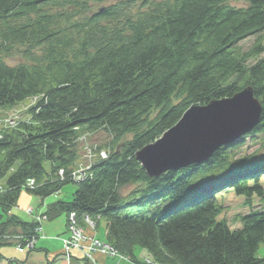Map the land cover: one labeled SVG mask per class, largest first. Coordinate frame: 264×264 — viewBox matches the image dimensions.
I'll use <instances>...</instances> for the list:
<instances>
[{
  "label": "trees",
  "instance_id": "16d2710c",
  "mask_svg": "<svg viewBox=\"0 0 264 264\" xmlns=\"http://www.w3.org/2000/svg\"><path fill=\"white\" fill-rule=\"evenodd\" d=\"M227 1L0 0V110L35 98L29 121L0 132L2 211L23 189L45 198L70 182L80 133L108 131L106 156L90 162L91 175L70 201L47 206L48 217L64 210L78 220L104 218L106 239L119 252L133 256L139 245L164 264H264L257 256L264 210L241 215L237 228L218 217L221 193L264 196V156L231 160L236 141L205 162L152 177L135 156L193 104L245 86L262 112L241 139L264 134V0ZM253 35L250 49H236ZM19 54L24 60L14 65L3 59ZM131 183L138 186L122 195ZM11 215L0 232L33 233L31 222Z\"/></svg>",
  "mask_w": 264,
  "mask_h": 264
},
{
  "label": "rangeland",
  "instance_id": "374dc122",
  "mask_svg": "<svg viewBox=\"0 0 264 264\" xmlns=\"http://www.w3.org/2000/svg\"><path fill=\"white\" fill-rule=\"evenodd\" d=\"M107 1H103L102 3H106ZM102 3H94L92 9L98 8ZM228 4H231L236 7L246 6L247 2L244 0H228ZM255 35L249 36L247 38L242 39L237 44L238 51H245L250 49L253 46V43L255 42ZM264 44V42H263ZM264 56V52L262 53ZM4 61L7 64L14 65L19 63V61H23L24 58L19 55H12L8 57L3 58ZM35 98L31 100H23L21 104L14 105L13 107H10L8 109H2L0 110V132L4 130L11 131L10 129L16 126L19 123H22L24 121H29L27 110L34 104ZM206 105V104H204ZM162 136V135H161ZM79 143L78 148L80 152L79 161L74 167L72 173H70L68 176L70 182H67V184H64L61 188H59L55 193L50 194L46 196L44 199H41L38 196H34L26 191V189H23L20 194L28 193L31 195V200L28 205H26L23 209H20L18 204V199L16 200L14 206L12 207L11 211L3 212L0 207V222L6 221L11 215V213H14L18 215L23 220H26L29 218V221L34 225L33 233L25 234L23 230L21 229V226H17L18 230L16 232H12L9 234L7 231H10L13 227L9 228L8 230L0 232V240L6 239L5 245H0V264H18L17 262L23 263V264H29L30 260H25V254L21 255L19 249H25L27 252V249H32L35 246V243L37 241H40L41 239L44 240H51L54 242H57L55 238H53L51 235H45L44 226H46L45 223H49L48 220V214H45V211L47 210V204L50 202L56 201L57 199H62L65 202H68L72 199L74 190L76 188V184L79 180L85 178L83 176L91 175V168L89 166L90 162L96 158L93 159L88 157V152L98 155L101 154L103 151L106 152L108 150V145L111 140H113V136L107 131L103 130H97V132H86L80 133L79 135ZM128 138V135L122 136L119 139L118 145L121 144L124 140ZM161 138V137H160ZM238 142L241 141V144L238 145L235 149L232 150V152H235V154H232L233 158L231 160H237V158H246L248 156L253 157L254 159H258V157L264 156V134L258 133L256 136L248 135L247 137H243L237 140ZM139 151V150H138ZM102 153L104 156L105 153ZM137 153V152H136ZM135 153V154H136ZM106 156V155H105ZM104 156V157H105ZM47 165V164H46ZM63 170L59 169L60 179L63 180L66 178V176L63 175ZM31 181V180H29ZM27 181L28 184H26L27 187H34L35 188V182L30 183ZM264 185V177L260 181ZM30 183V184H29ZM137 184L131 183L130 185H126L121 188L120 193L122 195L126 196L130 193L132 189H134ZM222 196L220 197L219 201L221 203L222 209L219 213L218 217L223 218L227 221L228 225L231 228H237L240 226V216L246 213H249L250 211H261L264 210V196L263 197H257L253 196L249 201H247L243 196L234 195L233 192L229 191L228 193H221ZM20 196V195H19ZM249 202V203H247ZM67 215V233H65V237H61V242L64 248V243L71 237L72 231L71 227H74V229L77 231L76 239H72L67 241L68 243L72 242V246H70V249H76L82 251L83 255L86 254L88 251V247L90 246V241L97 240V245L94 249V251H90V253H100L104 254L106 256H109L111 258H115L116 262H119L120 260L126 259L127 261L133 263V264H164L161 262L155 261L149 253L142 248L139 245H135L133 249V256H130L125 253L119 252L113 244L109 243L106 239V232H105V222L104 218L97 219L98 223H96L91 217H89L87 214L82 215L78 220L77 214L73 211L66 212ZM74 213L75 218L74 221L70 220V214ZM85 216H88L89 221ZM63 220L65 219V215L58 216L55 220ZM25 221V222H26ZM86 225L91 226L94 228V232L97 231L100 238L96 237V235H88L84 232V229L82 225L84 223ZM16 227V228H17ZM80 232V237L79 233ZM13 238V239H12ZM77 239L78 242H77ZM91 241V242H92ZM9 242V243H8ZM66 242V243H67ZM76 244V245H74ZM38 243L36 244V248H38ZM54 245V244H53ZM257 250V256L260 258L264 257V242H262L258 246ZM19 248V249H18ZM114 251V252H113ZM40 250L33 251L32 254H38ZM85 253V254H84ZM66 254V253H65ZM69 254V251H68ZM113 254V255H112ZM90 258L89 260L92 261L93 259ZM13 258L10 262V258ZM85 257H87L85 255ZM42 261H37L34 264H43Z\"/></svg>",
  "mask_w": 264,
  "mask_h": 264
},
{
  "label": "water",
  "instance_id": "95a60500",
  "mask_svg": "<svg viewBox=\"0 0 264 264\" xmlns=\"http://www.w3.org/2000/svg\"><path fill=\"white\" fill-rule=\"evenodd\" d=\"M261 112L250 86L229 98L193 104L161 138L135 156L150 177L205 162L216 149L247 135L260 121Z\"/></svg>",
  "mask_w": 264,
  "mask_h": 264
},
{
  "label": "crops",
  "instance_id": "0c3cea01",
  "mask_svg": "<svg viewBox=\"0 0 264 264\" xmlns=\"http://www.w3.org/2000/svg\"><path fill=\"white\" fill-rule=\"evenodd\" d=\"M41 199H44V198H41ZM30 200H31L30 194L28 193L20 194L19 199H18V204L20 206L19 208L23 209L26 205L30 203ZM57 201H64V200L57 199L56 201H53L47 204V206L54 204ZM63 214L65 215V219L55 220L56 218H58V216H61ZM67 215L68 214L64 210L57 211V214H54L51 217H48V220H51V221H47L49 223H45L46 224V226H44V231L46 233L45 235H51L53 238L57 240V242L41 239L40 241H37V243L39 244L38 248H36L37 243H35L34 248L27 249V252L25 251V249L18 248L19 249L18 251H20L21 255L25 254L24 256L25 260L26 261H28V259L30 260L29 264H34L38 260L44 262L43 264H133L127 261L126 259L116 262L115 258H111L109 256H106L104 254H100L97 252L94 253L93 259L92 261H90L89 259L85 257V255H83L82 251L72 249V248L69 251V256H67L63 250V245L61 242V237H65L66 236L65 233H67ZM20 219L22 221L29 220V218L26 220H23L22 218ZM84 229H85V233H87L88 235H91V234L96 235V237H98L99 239H102L99 237L97 231L94 232V230H91L88 228H84ZM17 230H18V227H17ZM105 232H106V229H105ZM38 250H40L38 254L37 253L32 254L33 251H38ZM9 258L11 262L13 258L11 257ZM17 263L23 264L20 262H17Z\"/></svg>",
  "mask_w": 264,
  "mask_h": 264
},
{
  "label": "built area",
  "instance_id": "2783aa9c",
  "mask_svg": "<svg viewBox=\"0 0 264 264\" xmlns=\"http://www.w3.org/2000/svg\"><path fill=\"white\" fill-rule=\"evenodd\" d=\"M83 177H85V176H83ZM30 183H32L33 184V182H32V180L31 181H29ZM29 183V184H30ZM75 214L74 213H71L70 214V220L71 221H74V218H75V216H74ZM85 218H87L88 219V221H89V218H88V216H85ZM90 222V221H89ZM71 231H72V233H70L71 234V237H69V239H67V241H69V240H72V239H76V236H77V231L74 229V227H71ZM79 233V236L78 237H80V232H78ZM13 239V238H12ZM78 240L79 239H77V242H78ZM67 241H65V243H64V252L66 253V255L67 256H69V254H68V251H70V246H72V242H70V243H68ZM92 241V240H91ZM90 241V246L88 247V251L86 252V258L87 259H90V258H92V256H93V254L92 253H90V251L92 250V251H94V249H95V247H96V245L98 244L97 243V240H94V241H92L91 242ZM67 242V243H66ZM74 245H76V244H74ZM114 252V251H113ZM113 255V254H112Z\"/></svg>",
  "mask_w": 264,
  "mask_h": 264
},
{
  "label": "bare ground",
  "instance_id": "6f19581e",
  "mask_svg": "<svg viewBox=\"0 0 264 264\" xmlns=\"http://www.w3.org/2000/svg\"><path fill=\"white\" fill-rule=\"evenodd\" d=\"M104 152V151H103ZM102 152V153H103ZM102 153L100 154L102 157H104L103 155H102ZM105 153V152H104ZM89 158L91 157L92 159L96 156V155H94V154H92V153H90V152H88V155H87ZM84 223V222H83ZM82 227H83V229L84 228H88V229H91V230H93L94 228H92L91 226H88V225H86V223H84L83 225H82ZM84 232H85V229H84ZM63 250H64V248H63Z\"/></svg>",
  "mask_w": 264,
  "mask_h": 264
}]
</instances>
